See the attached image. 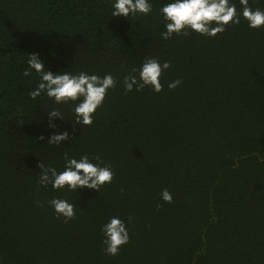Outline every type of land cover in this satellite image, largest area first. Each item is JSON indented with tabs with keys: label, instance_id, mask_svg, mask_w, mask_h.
Listing matches in <instances>:
<instances>
[{
	"label": "trees",
	"instance_id": "16d2710c",
	"mask_svg": "<svg viewBox=\"0 0 264 264\" xmlns=\"http://www.w3.org/2000/svg\"><path fill=\"white\" fill-rule=\"evenodd\" d=\"M151 2L128 21L111 17L109 0H0V264H264V27L241 19L214 37L163 39L161 0ZM33 52L54 72L114 76L91 125L74 124L70 104L29 97ZM148 57L170 65L161 91L126 92L124 76ZM65 153L98 157L111 183L39 185V161L61 169ZM57 196L73 218L53 212ZM112 216L129 232L116 255L100 230Z\"/></svg>",
	"mask_w": 264,
	"mask_h": 264
},
{
	"label": "clouds",
	"instance_id": "9594fccd",
	"mask_svg": "<svg viewBox=\"0 0 264 264\" xmlns=\"http://www.w3.org/2000/svg\"><path fill=\"white\" fill-rule=\"evenodd\" d=\"M109 3L111 17H123L128 21L130 18L147 16L153 11L151 0H109ZM159 15L164 22L163 31L160 33L163 39H168L173 34H187L189 31L214 37L224 31L226 26L239 24L241 19L247 22L249 28L264 27V9L253 8L249 0H161ZM26 64L23 75L31 76L34 73L38 77L28 93L29 97L35 99L43 94L54 104H70L72 121L80 126L93 123L94 113L103 104L108 90L116 84L111 73L100 76L87 71L54 72L35 52L28 55ZM169 67L167 61L161 63L154 57L145 58L138 68L133 69L137 75L124 76L125 91H132L134 86L139 91L147 86L154 92H160V77ZM179 83V80L172 81L168 87L175 88ZM47 115L50 128L56 127L52 118L63 119L56 108L47 111ZM68 138L67 130L54 131L47 142L60 144ZM38 168L39 185H51L53 190L71 193L82 188L98 192L105 184L111 183L114 175L110 165L99 162L98 157L90 158L88 154L77 158L65 153L61 169L52 164H45L42 160L39 161ZM160 196L165 202L172 201V194L167 189H163ZM48 204L53 212L62 216L65 221L76 214L75 204L69 199L57 196L51 198ZM100 230L103 234L104 251L109 255H116L120 246L129 240L128 228L118 216L110 217Z\"/></svg>",
	"mask_w": 264,
	"mask_h": 264
}]
</instances>
